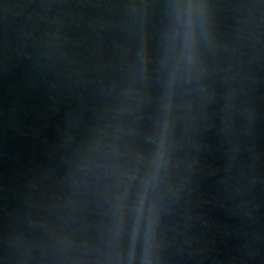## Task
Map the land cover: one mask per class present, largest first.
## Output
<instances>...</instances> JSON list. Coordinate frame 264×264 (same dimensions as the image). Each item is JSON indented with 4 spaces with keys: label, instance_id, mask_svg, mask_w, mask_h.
I'll return each mask as SVG.
<instances>
[{
    "label": "water",
    "instance_id": "water-1",
    "mask_svg": "<svg viewBox=\"0 0 264 264\" xmlns=\"http://www.w3.org/2000/svg\"><path fill=\"white\" fill-rule=\"evenodd\" d=\"M264 175V0H0V225Z\"/></svg>",
    "mask_w": 264,
    "mask_h": 264
}]
</instances>
